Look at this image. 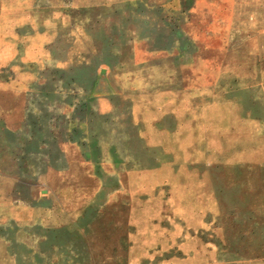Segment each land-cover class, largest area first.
Returning <instances> with one entry per match:
<instances>
[{"label": "rangeland", "instance_id": "1", "mask_svg": "<svg viewBox=\"0 0 264 264\" xmlns=\"http://www.w3.org/2000/svg\"><path fill=\"white\" fill-rule=\"evenodd\" d=\"M208 1L0 0V264H264V1Z\"/></svg>", "mask_w": 264, "mask_h": 264}, {"label": "crops", "instance_id": "2", "mask_svg": "<svg viewBox=\"0 0 264 264\" xmlns=\"http://www.w3.org/2000/svg\"><path fill=\"white\" fill-rule=\"evenodd\" d=\"M212 1H214V0H212ZM259 1L261 3L264 0H259ZM146 2H147V5H146ZM193 2H194V0H181V4H180L181 5L180 6L181 11H179V12L186 13L189 16V14H192L191 13L192 9H194L195 13L201 14V13H204L205 10L207 8H209V6H212V4H209V1L205 5H204V0H195V2L194 3ZM130 5H132L133 7H138V8L146 6L147 9L151 8V10H155V8H156L155 0H135V3L130 2ZM162 8L165 9V3H164V7H162Z\"/></svg>", "mask_w": 264, "mask_h": 264}]
</instances>
